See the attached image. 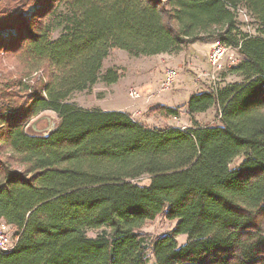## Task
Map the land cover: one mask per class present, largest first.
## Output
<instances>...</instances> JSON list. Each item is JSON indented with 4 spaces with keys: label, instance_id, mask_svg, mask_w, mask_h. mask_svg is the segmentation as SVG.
<instances>
[{
    "label": "trees",
    "instance_id": "1",
    "mask_svg": "<svg viewBox=\"0 0 264 264\" xmlns=\"http://www.w3.org/2000/svg\"><path fill=\"white\" fill-rule=\"evenodd\" d=\"M237 10L264 33V0H0V75L15 71L14 86L0 85V220L16 238L0 264H264V38L239 31ZM215 42L237 50L226 73L241 82L190 96L189 129L67 102L117 83L101 73L111 50L154 57ZM38 72L46 84L29 92L22 81ZM211 109L219 125L199 126ZM44 111L58 128L27 137ZM159 217L174 228L150 241L141 230Z\"/></svg>",
    "mask_w": 264,
    "mask_h": 264
},
{
    "label": "rangeland",
    "instance_id": "2",
    "mask_svg": "<svg viewBox=\"0 0 264 264\" xmlns=\"http://www.w3.org/2000/svg\"><path fill=\"white\" fill-rule=\"evenodd\" d=\"M236 20L240 24V32H244L249 37L264 38L262 30L254 25L253 20L245 10L236 11ZM215 43H195L177 54H164L154 57H131L125 52L111 50L103 61L101 73L103 74L107 70L117 71L121 74L117 83L105 85L98 81L85 91L73 93L67 102L84 110L122 112L132 116L134 121L149 129L165 127L189 129L191 125L190 118L186 114V103L190 96L206 91H215L241 82V79L227 75V70L232 67L228 65L227 61L221 62V69L213 82L208 79L210 69L207 59ZM237 56V63L233 66L241 61L240 56L238 54ZM169 71L175 72L176 78L169 89L162 91L160 89L161 82ZM14 73L13 68L8 66L7 70L0 75V85L14 86ZM9 74L13 76H9ZM36 80H42L46 84L40 72L34 73L29 80L24 79L22 82L30 86V92ZM157 106L177 108L180 113L179 118L164 120L158 116H150L149 111ZM194 120L201 127L219 125L213 109L204 115L195 116ZM240 163V159L235 160L230 165V169ZM132 182L139 186H146L149 184V179L142 177ZM174 225V222L170 223L159 217L148 223L141 232L147 234L151 241L157 237L168 235ZM97 234L98 232H88L87 236L94 238ZM176 240L179 247L184 246L187 242L185 235L178 236ZM149 264H153L151 259Z\"/></svg>",
    "mask_w": 264,
    "mask_h": 264
},
{
    "label": "built area",
    "instance_id": "3",
    "mask_svg": "<svg viewBox=\"0 0 264 264\" xmlns=\"http://www.w3.org/2000/svg\"><path fill=\"white\" fill-rule=\"evenodd\" d=\"M237 50L231 47H226L219 42H216L211 49L207 63L210 69L208 79L212 82L215 80L217 73L221 69V62L227 61L229 66H233L237 63ZM176 73L169 71L166 73L165 79L161 82L160 89L162 91L169 89L171 83L175 80ZM209 80V81H210ZM133 120V117L130 116ZM10 227L2 220H0V254L10 253L16 244V238L12 236Z\"/></svg>",
    "mask_w": 264,
    "mask_h": 264
},
{
    "label": "water",
    "instance_id": "4",
    "mask_svg": "<svg viewBox=\"0 0 264 264\" xmlns=\"http://www.w3.org/2000/svg\"><path fill=\"white\" fill-rule=\"evenodd\" d=\"M59 125L57 115L52 111H44L30 120L24 127V134L30 138H47Z\"/></svg>",
    "mask_w": 264,
    "mask_h": 264
},
{
    "label": "crops",
    "instance_id": "5",
    "mask_svg": "<svg viewBox=\"0 0 264 264\" xmlns=\"http://www.w3.org/2000/svg\"><path fill=\"white\" fill-rule=\"evenodd\" d=\"M214 110V109H213ZM215 111V110H214ZM202 115H204V114H202Z\"/></svg>",
    "mask_w": 264,
    "mask_h": 264
}]
</instances>
